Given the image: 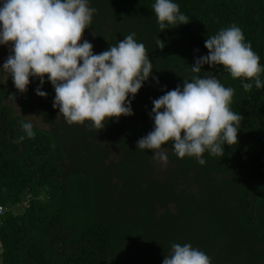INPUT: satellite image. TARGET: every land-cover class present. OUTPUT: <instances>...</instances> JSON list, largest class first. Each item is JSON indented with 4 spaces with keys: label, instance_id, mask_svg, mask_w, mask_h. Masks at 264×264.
<instances>
[{
    "label": "trees",
    "instance_id": "obj_1",
    "mask_svg": "<svg viewBox=\"0 0 264 264\" xmlns=\"http://www.w3.org/2000/svg\"><path fill=\"white\" fill-rule=\"evenodd\" d=\"M173 2L189 22L160 31L155 0H88L96 11L81 42L98 54L135 33L153 64L129 96L133 114L101 130L68 125L52 107L47 77L41 97L38 78L21 93L0 76V264H162L174 243L191 244L211 264H264V87L245 91L242 82L252 81L232 79L222 66L190 68L208 54L205 40L233 24L264 67V0ZM194 75L234 89L238 142L222 145V157L206 151L200 165L178 158L169 141L161 166L136 142L153 130L152 100ZM34 112L41 124L32 122L29 138L21 124Z\"/></svg>",
    "mask_w": 264,
    "mask_h": 264
},
{
    "label": "clouds",
    "instance_id": "obj_2",
    "mask_svg": "<svg viewBox=\"0 0 264 264\" xmlns=\"http://www.w3.org/2000/svg\"><path fill=\"white\" fill-rule=\"evenodd\" d=\"M152 10L160 31L189 22L173 0H155ZM95 11L88 0H0V45L11 46L0 72L11 76L21 93L27 91L30 77L38 78L35 92L41 97L47 96L41 91L47 77L55 92L52 107L59 109L66 123L88 121L98 131L109 119L133 114L129 96L138 93L153 64L145 45L134 39L135 33L94 54L93 45L81 41ZM164 46L158 38L156 47ZM204 47L208 54L195 59L192 73L199 74L204 65L222 66L232 79L252 81L242 82L245 91L253 83L257 89L264 87L260 57L245 43L239 27L219 30L205 40ZM233 95L234 89L214 75L183 80L182 88L178 85L152 100L154 127L138 139L136 148L151 150L153 158L164 164L168 157L161 148L169 141L180 159L194 157L204 165L206 151L222 157V145L238 142L243 118L231 110ZM21 129L27 137L34 136L32 121L22 122ZM162 264H211V258L191 244L174 243Z\"/></svg>",
    "mask_w": 264,
    "mask_h": 264
},
{
    "label": "rangeland",
    "instance_id": "obj_3",
    "mask_svg": "<svg viewBox=\"0 0 264 264\" xmlns=\"http://www.w3.org/2000/svg\"><path fill=\"white\" fill-rule=\"evenodd\" d=\"M10 45H0V66L3 65V63L5 62V60L7 59V57L10 55ZM0 76L4 79H7V74L0 72ZM17 104H14V110L16 113H19L20 110H17V108L15 107ZM25 118H29L32 122H34L35 124H41L39 121V116L37 115V113L34 112V114L32 116H29L28 113L24 114ZM160 162V161H159ZM161 166H164V163L160 162ZM166 165V164H165Z\"/></svg>",
    "mask_w": 264,
    "mask_h": 264
}]
</instances>
